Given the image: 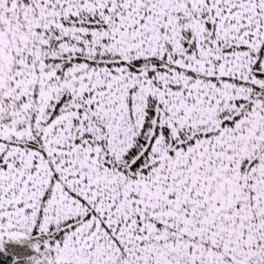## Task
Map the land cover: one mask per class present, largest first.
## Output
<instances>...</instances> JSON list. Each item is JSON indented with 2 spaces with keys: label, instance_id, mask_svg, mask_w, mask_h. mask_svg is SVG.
Segmentation results:
<instances>
[{
  "label": "snow or ice",
  "instance_id": "snow-or-ice-1",
  "mask_svg": "<svg viewBox=\"0 0 264 264\" xmlns=\"http://www.w3.org/2000/svg\"><path fill=\"white\" fill-rule=\"evenodd\" d=\"M0 264H264V0H0Z\"/></svg>",
  "mask_w": 264,
  "mask_h": 264
}]
</instances>
